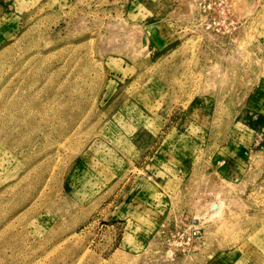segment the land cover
Listing matches in <instances>:
<instances>
[{
  "label": "rangeland",
  "instance_id": "rangeland-1",
  "mask_svg": "<svg viewBox=\"0 0 264 264\" xmlns=\"http://www.w3.org/2000/svg\"><path fill=\"white\" fill-rule=\"evenodd\" d=\"M201 1L0 0V264H264V0Z\"/></svg>",
  "mask_w": 264,
  "mask_h": 264
},
{
  "label": "built area",
  "instance_id": "built-area-1",
  "mask_svg": "<svg viewBox=\"0 0 264 264\" xmlns=\"http://www.w3.org/2000/svg\"><path fill=\"white\" fill-rule=\"evenodd\" d=\"M201 9L209 16L206 26L214 28L216 32L231 35L241 27V21L232 13L228 0H202L200 2ZM187 234L181 233L178 240L177 248L186 246L188 237ZM195 236V234H194Z\"/></svg>",
  "mask_w": 264,
  "mask_h": 264
},
{
  "label": "bare ground",
  "instance_id": "bare-ground-1",
  "mask_svg": "<svg viewBox=\"0 0 264 264\" xmlns=\"http://www.w3.org/2000/svg\"><path fill=\"white\" fill-rule=\"evenodd\" d=\"M206 23V22H205ZM205 23H203V29H205L206 30V24Z\"/></svg>",
  "mask_w": 264,
  "mask_h": 264
}]
</instances>
